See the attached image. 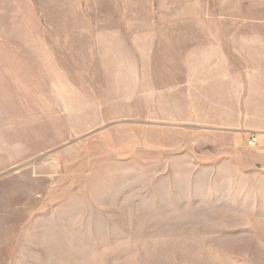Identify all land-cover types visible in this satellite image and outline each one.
<instances>
[{"label":"rangeland","instance_id":"rangeland-1","mask_svg":"<svg viewBox=\"0 0 264 264\" xmlns=\"http://www.w3.org/2000/svg\"><path fill=\"white\" fill-rule=\"evenodd\" d=\"M259 38L264 0H0V264H264Z\"/></svg>","mask_w":264,"mask_h":264},{"label":"crops","instance_id":"crops-1","mask_svg":"<svg viewBox=\"0 0 264 264\" xmlns=\"http://www.w3.org/2000/svg\"><path fill=\"white\" fill-rule=\"evenodd\" d=\"M258 42L255 40L254 49H258V56L253 59L254 64H256L255 70L253 72L254 76V85L252 88L251 97L249 99H252V104L254 106H257L254 111L255 114H257L258 122L260 123L258 126L260 128H264V40H261V38L257 39ZM258 76V77H257ZM263 123V124H262ZM255 130L257 129V125L254 126ZM254 137L256 138L255 144H258L260 149V153H264V130L258 131V134H254ZM253 145V146H254Z\"/></svg>","mask_w":264,"mask_h":264},{"label":"built area","instance_id":"built-area-1","mask_svg":"<svg viewBox=\"0 0 264 264\" xmlns=\"http://www.w3.org/2000/svg\"><path fill=\"white\" fill-rule=\"evenodd\" d=\"M256 142V138L254 136H251L248 141L247 144L248 145H253Z\"/></svg>","mask_w":264,"mask_h":264}]
</instances>
